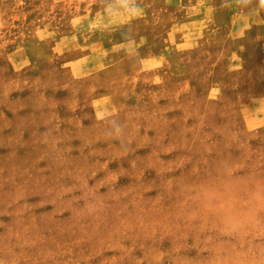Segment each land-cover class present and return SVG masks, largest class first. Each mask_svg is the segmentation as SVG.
Returning a JSON list of instances; mask_svg holds the SVG:
<instances>
[{
	"label": "rangeland",
	"instance_id": "374dc122",
	"mask_svg": "<svg viewBox=\"0 0 264 264\" xmlns=\"http://www.w3.org/2000/svg\"><path fill=\"white\" fill-rule=\"evenodd\" d=\"M181 1L185 48L176 0H0V264H264L198 230L264 180V3Z\"/></svg>",
	"mask_w": 264,
	"mask_h": 264
},
{
	"label": "clouds",
	"instance_id": "9594fccd",
	"mask_svg": "<svg viewBox=\"0 0 264 264\" xmlns=\"http://www.w3.org/2000/svg\"><path fill=\"white\" fill-rule=\"evenodd\" d=\"M131 8V15H139L140 10L134 4L131 5ZM230 177L225 175L223 179L227 181ZM220 199L223 201L222 204L220 202H204L198 208L201 221L198 230L208 229L214 232L215 237L218 238L238 237L251 231L257 225L264 228V180L259 182V187L249 200L247 207L242 206L236 198L227 193H223Z\"/></svg>",
	"mask_w": 264,
	"mask_h": 264
},
{
	"label": "crops",
	"instance_id": "0c3cea01",
	"mask_svg": "<svg viewBox=\"0 0 264 264\" xmlns=\"http://www.w3.org/2000/svg\"><path fill=\"white\" fill-rule=\"evenodd\" d=\"M176 5L178 16L181 18L177 17L176 23H174L169 30L170 32L175 31L176 33V38L178 40L177 47H189L191 45L189 42L196 41L201 37L202 31L209 27V24L213 22L214 16L204 14V16H208L205 17V19H199L198 17H195V15L193 16V13H190L188 8L183 6L181 0H176ZM192 9H195V7H192Z\"/></svg>",
	"mask_w": 264,
	"mask_h": 264
}]
</instances>
